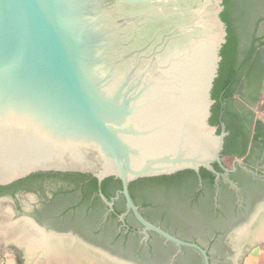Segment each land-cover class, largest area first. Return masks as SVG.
I'll return each instance as SVG.
<instances>
[{
  "label": "water",
  "instance_id": "1",
  "mask_svg": "<svg viewBox=\"0 0 264 264\" xmlns=\"http://www.w3.org/2000/svg\"><path fill=\"white\" fill-rule=\"evenodd\" d=\"M224 9V0H0V187L44 172L119 180L146 230L209 264L147 222L129 186L220 162L224 134L210 120ZM16 215L98 264H132Z\"/></svg>",
  "mask_w": 264,
  "mask_h": 264
},
{
  "label": "flooded vegetation",
  "instance_id": "2",
  "mask_svg": "<svg viewBox=\"0 0 264 264\" xmlns=\"http://www.w3.org/2000/svg\"><path fill=\"white\" fill-rule=\"evenodd\" d=\"M231 2L234 11L235 6L242 8L243 33L248 36L241 44L243 49L252 43L249 37L264 43V0ZM233 99L238 100L227 106L228 100L221 95L218 120H210L218 134H224L220 162L213 163L211 170L181 171L146 178L160 183L140 179L129 186L130 196L147 222L201 248L209 264H244L245 255L264 243V238L240 242L241 236L259 227L264 216V116L260 113L264 86L256 93L243 80ZM110 179L100 183L90 175L38 173L0 192V202L18 214L14 220L30 218L46 231L80 239L128 263L207 264L197 248L146 230L128 210L122 183ZM4 245L24 252L13 242Z\"/></svg>",
  "mask_w": 264,
  "mask_h": 264
},
{
  "label": "trees",
  "instance_id": "3",
  "mask_svg": "<svg viewBox=\"0 0 264 264\" xmlns=\"http://www.w3.org/2000/svg\"><path fill=\"white\" fill-rule=\"evenodd\" d=\"M241 6H243V4ZM224 7L225 10L221 17L227 25L228 36L227 43L221 51L223 60L220 64L219 77L215 81L212 92V98L216 103L212 109L213 117L211 118V123L218 120V114L222 103V100H220L221 95L223 99L228 100L226 104L229 106L230 103L232 104L238 100L233 99V96L236 92V88L243 80H246L247 86L256 93L262 90L264 86V43L257 44L258 39L249 37L252 43L243 49L241 44L248 40V36L243 33L244 25L241 17L243 14L241 11L242 8L235 6L237 9L234 11L231 0H225ZM232 15L234 16L232 17ZM241 97L244 98L243 95ZM254 101L256 102L257 98H254ZM228 117L232 119L229 113ZM224 120L227 121L226 116ZM25 180L26 179H23L9 186L0 187V192L11 190L14 186L23 183ZM141 181L142 180L139 182ZM139 182L133 183L131 188ZM143 182L152 184L160 183V180L145 179Z\"/></svg>",
  "mask_w": 264,
  "mask_h": 264
},
{
  "label": "bare ground",
  "instance_id": "4",
  "mask_svg": "<svg viewBox=\"0 0 264 264\" xmlns=\"http://www.w3.org/2000/svg\"><path fill=\"white\" fill-rule=\"evenodd\" d=\"M12 214L10 205L0 202V240L13 242L23 248L27 257L30 258L28 260L30 264H34L37 257L43 259L46 257L54 258L55 256L62 257L71 264L76 263V261L83 264H98L100 262L98 256L90 253L89 250L73 240H46L45 235L28 220L12 221ZM261 218L256 230L248 231L240 237L241 243L246 244L252 238H264V216ZM63 240L70 241L74 245Z\"/></svg>",
  "mask_w": 264,
  "mask_h": 264
},
{
  "label": "rangeland",
  "instance_id": "5",
  "mask_svg": "<svg viewBox=\"0 0 264 264\" xmlns=\"http://www.w3.org/2000/svg\"><path fill=\"white\" fill-rule=\"evenodd\" d=\"M260 113L264 116V110L260 111ZM1 241L2 240H0V264H30V262H28L30 258L27 257L25 252H21L11 247H6L4 244L9 242L2 241L3 242L2 243ZM34 264H70V263L67 260L62 259V257L55 256L54 258L46 257L43 259L42 257H37Z\"/></svg>",
  "mask_w": 264,
  "mask_h": 264
},
{
  "label": "crops",
  "instance_id": "6",
  "mask_svg": "<svg viewBox=\"0 0 264 264\" xmlns=\"http://www.w3.org/2000/svg\"><path fill=\"white\" fill-rule=\"evenodd\" d=\"M244 264H264V243L257 245L245 255Z\"/></svg>",
  "mask_w": 264,
  "mask_h": 264
}]
</instances>
